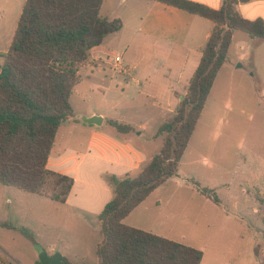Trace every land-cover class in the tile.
I'll list each match as a JSON object with an SVG mask.
<instances>
[{
    "label": "trees",
    "instance_id": "trees-1",
    "mask_svg": "<svg viewBox=\"0 0 264 264\" xmlns=\"http://www.w3.org/2000/svg\"><path fill=\"white\" fill-rule=\"evenodd\" d=\"M104 1L27 0L24 4L0 72V184L67 202L75 181L49 170L48 162L60 126L74 117L71 97L81 82V67L89 62L93 49L123 28L121 20L101 15ZM153 1L207 18L216 26L179 112L158 130L157 136L164 137L161 152L138 176L120 181L99 217L103 234L97 247L99 264H201L203 251L123 222L156 189L179 176L183 156L228 60L234 33L242 31L264 41V21L247 20L238 10L240 4L257 0H223L220 10L189 0ZM109 124L122 134L134 131L116 121ZM192 182L203 196L222 204L214 190ZM1 226L38 244L28 228ZM62 264L74 263L64 257Z\"/></svg>",
    "mask_w": 264,
    "mask_h": 264
},
{
    "label": "rangeland",
    "instance_id": "rangeland-1",
    "mask_svg": "<svg viewBox=\"0 0 264 264\" xmlns=\"http://www.w3.org/2000/svg\"><path fill=\"white\" fill-rule=\"evenodd\" d=\"M117 3L107 0L101 15L119 13ZM244 59L233 63L242 69L220 73L181 161L179 176L154 192L125 222L202 250L205 264H264V49L246 53ZM90 84L84 78L79 96L73 97L75 110L108 109L105 91L99 87L94 91ZM88 91H92L89 100L82 102V92ZM131 110L126 107L124 112ZM133 110L139 114L129 119L132 124L145 122L146 110L139 106ZM146 124L148 130L141 141L134 135L131 141H139L136 147L151 156L161 151L163 139L151 138L157 122ZM110 129L115 131L106 130ZM192 181L214 190L222 204L203 196ZM114 183V179L109 183L113 191ZM70 215L67 208L48 199L0 184V225L28 228L38 242L35 245L0 226V259L8 264H36L41 254L52 256L68 248L75 263L99 264L96 244L103 235L96 227L100 222L94 223L95 228L90 225L93 230L88 234L83 232V223L69 219Z\"/></svg>",
    "mask_w": 264,
    "mask_h": 264
},
{
    "label": "crops",
    "instance_id": "crops-1",
    "mask_svg": "<svg viewBox=\"0 0 264 264\" xmlns=\"http://www.w3.org/2000/svg\"><path fill=\"white\" fill-rule=\"evenodd\" d=\"M26 1L0 0V72L4 63L3 55L11 46ZM117 1L119 13L116 12L108 18L121 20L123 28L117 34L108 36L101 46L93 49L89 62L81 67V82L71 97L74 117L60 126L48 162L49 170L73 178L74 187L65 204L37 195L58 204L60 208H67L71 214L69 219H79L84 225L83 232L88 234L95 228V222L96 224L100 222L96 230L102 234L99 217L114 197L110 181L114 178L117 179L115 181H121L126 177H132V173L139 175L154 156L161 152L149 156L136 145L148 130L146 126L148 121L157 122L158 128L151 138L156 140L161 137L164 145V137L157 136L158 130L179 112L182 99L188 93L190 82L216 26L207 18L153 0ZM189 1L214 10H220L223 6V0ZM106 2L107 0L102 7ZM238 10L247 20L264 21V0L240 4ZM260 48L264 49V41L253 39L242 31H236L229 48L228 60L212 88L213 93L217 88L220 73L223 71L235 73L242 69L244 66L237 68L233 63L245 62L246 53L251 51L259 53ZM118 56L121 58L119 64L116 62ZM251 65L255 69L253 62ZM84 78L91 82L89 86L94 87V91L99 87L108 93L106 96L104 92V99L108 100V109L81 112L75 110L73 97L79 96L78 88L84 83ZM260 91L258 89V92ZM91 93L92 91L82 92L81 101H88ZM208 100L205 108L208 106ZM137 106L146 110L144 112L146 117L143 120L145 122L134 125L129 119L138 117L139 113L133 110ZM126 107H131L132 110L125 113ZM93 116L103 118L101 126L85 124L80 119ZM109 121L131 126L134 131L128 134L119 133ZM107 128H113L116 133L111 129L107 131ZM132 135L136 139L139 138V141L132 142ZM148 198L135 210L143 206ZM39 201L45 202L43 199ZM126 219L123 222L125 225ZM90 225H93L92 229ZM102 240L96 244V255L97 247ZM69 251L68 248L61 251L63 258L66 257L77 264ZM202 262L201 264H205ZM0 264L8 263L0 259Z\"/></svg>",
    "mask_w": 264,
    "mask_h": 264
},
{
    "label": "water",
    "instance_id": "water-1",
    "mask_svg": "<svg viewBox=\"0 0 264 264\" xmlns=\"http://www.w3.org/2000/svg\"><path fill=\"white\" fill-rule=\"evenodd\" d=\"M237 68H242V65H238ZM81 121L85 124L89 125H97L101 126L103 123V118L99 116H93L91 118L81 117ZM120 181H115L114 185L118 186ZM40 262L42 264H62L63 262V255L61 253H56L52 256L48 255L47 253H43L40 256Z\"/></svg>",
    "mask_w": 264,
    "mask_h": 264
},
{
    "label": "built area",
    "instance_id": "built-area-1",
    "mask_svg": "<svg viewBox=\"0 0 264 264\" xmlns=\"http://www.w3.org/2000/svg\"><path fill=\"white\" fill-rule=\"evenodd\" d=\"M116 62L119 64L121 62V58L118 56L116 57Z\"/></svg>",
    "mask_w": 264,
    "mask_h": 264
}]
</instances>
